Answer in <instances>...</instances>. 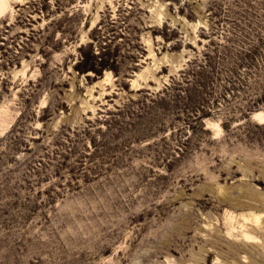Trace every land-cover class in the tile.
<instances>
[{
  "label": "rangeland",
  "instance_id": "obj_1",
  "mask_svg": "<svg viewBox=\"0 0 264 264\" xmlns=\"http://www.w3.org/2000/svg\"><path fill=\"white\" fill-rule=\"evenodd\" d=\"M0 264H264V0H0Z\"/></svg>",
  "mask_w": 264,
  "mask_h": 264
}]
</instances>
